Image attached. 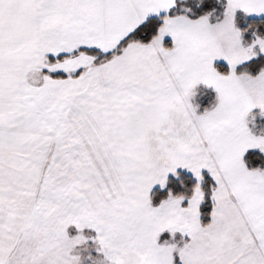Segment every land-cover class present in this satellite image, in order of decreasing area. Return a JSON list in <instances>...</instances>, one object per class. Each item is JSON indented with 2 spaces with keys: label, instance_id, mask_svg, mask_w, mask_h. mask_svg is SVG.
Masks as SVG:
<instances>
[{
  "label": "snow or ice",
  "instance_id": "snow-or-ice-1",
  "mask_svg": "<svg viewBox=\"0 0 264 264\" xmlns=\"http://www.w3.org/2000/svg\"><path fill=\"white\" fill-rule=\"evenodd\" d=\"M0 264H264V0H0Z\"/></svg>",
  "mask_w": 264,
  "mask_h": 264
}]
</instances>
